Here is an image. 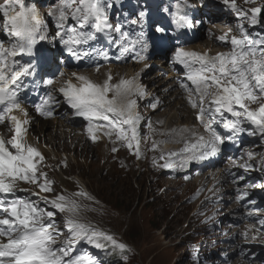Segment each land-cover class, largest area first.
Segmentation results:
<instances>
[{
  "label": "snow or ice",
  "instance_id": "6c2138e0",
  "mask_svg": "<svg viewBox=\"0 0 264 264\" xmlns=\"http://www.w3.org/2000/svg\"><path fill=\"white\" fill-rule=\"evenodd\" d=\"M224 3H230L238 15L249 19L252 25L258 22L257 14L262 11L261 8L243 10L237 8L235 0H224ZM188 6V0H184L183 5H177L176 23L181 27L191 28L193 21L186 14H181L182 8ZM110 7L108 0H62L57 9L49 12L56 21L55 36L59 37L60 42L74 56L81 55L79 46L97 39L96 33H103L111 39L113 31L120 33L117 43L121 55L129 50L135 51L137 45L141 46L142 51L146 50L142 31L131 38L129 33L122 31L121 26H114L109 21ZM0 14L6 22L9 35L15 40L10 48H5L0 43V124L10 120L9 130L14 132L11 139L0 136V194H4L0 198V264H98V261L88 255H73V252L75 245L81 241L94 244L97 248L104 247L99 242L100 238L121 250H129L112 235L77 219L82 206L74 197L94 199L83 190L73 193L72 197L64 194L51 199L45 197L44 203L55 211L42 208L30 199H7V196H15L17 190L27 191L17 188L21 181L35 185L40 191L33 192L32 195L37 196L40 192H53L52 185L55 181L49 180L46 172L39 171L38 164L44 157L36 147L27 143L25 125L29 121L12 115L14 110H20L27 116V112L21 108L18 94L23 84L22 78L31 76L34 72L32 64H19L14 57L20 53L33 54L37 39L46 40L48 36L46 32L41 34L43 21L37 10L28 7L25 0H6L5 4L0 5ZM140 15L143 16L144 13ZM69 19L75 21V24L68 25L66 22ZM89 28L94 31H88ZM157 31L163 32L164 29L157 28ZM219 39L230 42L232 51L209 56L182 48L176 50L175 60L188 70L185 74L187 82H182L181 86L188 93L189 104L197 110V119L204 124L211 136L207 140L204 136H199L195 142H186L180 153L169 152L168 156L191 153L189 159H204L214 155L218 146L224 143V138L216 133L213 124H222L232 134L245 131L249 135L259 133L264 139V40L251 39L243 25L240 37L232 36L229 40L225 34ZM83 55L88 53L84 52ZM103 55L107 59V54ZM76 79L79 85L69 80L58 91L76 110L77 115L89 121L88 132L93 141L97 139L93 133V119L107 121L108 126L115 131L116 139L126 142L129 149L135 148L137 156L141 155L137 126L143 118L134 112L137 101L130 97L146 95L143 87L136 85L134 80L124 79L111 84V74L103 85L94 83L84 75L76 76ZM47 83L51 85L53 81L49 80ZM110 92L113 93L111 98L108 95ZM52 102L54 97L49 95L41 105L36 106L37 111L43 116H52ZM152 106L155 107L156 104ZM225 113L230 114L231 118ZM206 114L208 122L204 121ZM217 115L220 117L219 121L216 120ZM246 123L253 126V130L244 128ZM106 135L111 138L112 132ZM227 138L231 140L232 135ZM156 147L158 145L154 142L153 150ZM112 151L116 152L118 149L114 147ZM198 151L199 155L196 156ZM247 155L249 160L254 159L253 153L249 152ZM163 166L171 167V164L165 163ZM261 170L264 171V160H261ZM244 195L247 196V193ZM58 213L69 214L64 221L68 238L61 246H57V239L64 233L55 220ZM123 259L126 261L127 256Z\"/></svg>",
  "mask_w": 264,
  "mask_h": 264
},
{
  "label": "rangeland",
  "instance_id": "374dc122",
  "mask_svg": "<svg viewBox=\"0 0 264 264\" xmlns=\"http://www.w3.org/2000/svg\"><path fill=\"white\" fill-rule=\"evenodd\" d=\"M31 1L34 0H25V4L28 7L35 8ZM180 1L181 0H108V3H110L112 9L115 10L122 31L129 33L131 38H135L136 34L141 31L145 35L149 26L157 31V28H160V23L156 15L174 7V2L180 3ZM238 2L239 3L235 2L236 6L244 5L241 6L243 10H250L257 7L261 8L264 4V0H253L251 3L240 0ZM5 3L6 0H0V5ZM37 8L35 9L39 14V18L42 21L43 19L50 20L49 27L56 32V21L49 15L51 11L43 12ZM142 12L144 14L148 13L151 16L150 24L147 23V19L144 15H140ZM192 13L193 15L191 17L200 31L199 38H214L219 41V44H221L227 52L232 51L230 42L221 41L219 39V37L224 35L214 30L217 21L214 20L211 23L206 22L205 18L207 12L203 9L193 10ZM232 16L234 23L228 27V29L233 30L232 36L240 37L241 25H243V28L248 32L251 39L264 40V31L259 29V21L255 24L258 27L256 28L252 27L253 25L249 22V19L240 18L235 21L236 17L234 14ZM258 18L259 16L257 20ZM5 23L2 14H0V35L3 34L5 37L14 41V38L8 33ZM44 31L45 24L43 22L41 33L43 34ZM119 36L120 33L116 41L115 52L120 50L117 43ZM227 36L229 40L232 37L230 34H227ZM178 40H180L181 45L185 44V47H188L185 38L180 37ZM216 40H212L210 43L212 44L214 43L213 41ZM11 46L6 48H10ZM160 59H156L157 66L160 64ZM163 63L164 67L152 69L150 74L156 71H158V74L163 73L164 70L167 71V68L170 66L169 60L165 59L161 61V64ZM140 100L141 99H139V101ZM184 105L185 107H190V109L187 110L188 114H191L193 108L185 99ZM169 109H171V106ZM168 111L169 110L166 112ZM166 112L164 114H166ZM179 112H182V110H178L177 107V110L170 114L171 120L179 121L180 116L179 119H177ZM174 116L176 117L175 120ZM186 118L192 119L189 115L186 116ZM216 118V120H220L218 115ZM157 123L158 122L153 126V131L156 130ZM49 124L51 125L47 124V130L39 135L41 137L40 140L44 141V136L45 138L50 137L52 140L51 144L55 146L56 143L55 138L52 136V131H63L64 127L61 128V126H64V124L63 122ZM190 125H192L193 128L198 126V124L193 121ZM214 125L215 124L212 125L213 129ZM222 127V124H220V129H222ZM34 130L39 131L40 128ZM4 132L7 133L6 130ZM109 132H112L111 138L107 135L108 141L103 142L102 145L98 147H91L84 143L83 138L79 135L80 132H77L79 139H75L76 141L74 138L73 140H69L66 143L67 147L63 145V138L59 141L62 142L60 145L57 144L59 150L63 153H67L71 159L70 165H72V167H63L64 176H62L60 172H57V177H55L52 172V169H54L53 167L48 171V179L55 181L52 185L53 192L49 197L53 198L56 195L64 193L73 194L81 190L93 197L92 204L85 205L82 203L83 206L86 207L84 210L88 211L87 213L90 215L91 220L96 222L98 230L111 235L115 234L111 232V230H114L117 233L114 238L118 243H123L125 245L128 243L132 247L125 264H182V258L179 256L185 252V245L183 240H181L183 236L182 231L185 230L188 219H190L196 209V201H199L203 189L211 179L210 170L218 168L220 165L221 154H219L218 158L214 159L215 162L211 167L205 166L202 168L203 173L201 176H199L197 172L199 169L198 166L187 168L183 173L180 171L178 174L180 164L185 158L189 159V156L192 155L191 153H181L179 156L167 155L169 152L180 153L181 149L185 147L186 142L183 135L178 134L179 132H177V136L174 135L173 132L169 135H165L166 138H171L170 141L166 140L167 142L164 145V150L161 152L159 145L153 150L154 140L152 133H150L149 130L146 132L140 131L139 146L147 145L148 150L139 156L135 155V148L129 149L126 146V142L116 139L115 131L110 128ZM184 135L191 136L192 133L185 132ZM65 138L71 139L70 134L66 133ZM114 147L117 148L118 151L113 152L112 149ZM195 155L198 156V154ZM226 158L225 156L224 159ZM194 159L195 158L191 160L194 161ZM165 163L171 164V167H164L163 165ZM39 170H43V168L39 167ZM219 170L222 171L223 182L226 181L224 175L229 178H237L238 167L234 171L225 168ZM231 174H233V177ZM71 175L81 179V184L75 183L72 184L71 187L67 183L62 182L65 181V176L70 177ZM183 176L185 178L184 181L171 180L172 177L182 178ZM165 177L168 179L167 183ZM211 181H214V179H211ZM234 187L239 188L233 184L232 188ZM63 188H65L66 191H64ZM228 192H231V189H229ZM77 198L85 202V198ZM150 203L153 205L150 206ZM227 203H233V196L230 193L228 197L225 196L223 209L227 207ZM155 208H157L159 212H162L163 209L168 210L171 217H174L172 220L170 217L162 221L159 217L161 214L154 211ZM114 209L118 211L114 212ZM48 210L52 211L53 209L49 206ZM60 214L63 217L69 215L68 213ZM199 238V234H194L191 240L194 241ZM179 242V246H174ZM78 252H83L81 243L75 245L73 255H88L98 261L96 257H93V252H85L83 254ZM98 264H100V261H98Z\"/></svg>",
  "mask_w": 264,
  "mask_h": 264
},
{
  "label": "bare ground",
  "instance_id": "6f19581e",
  "mask_svg": "<svg viewBox=\"0 0 264 264\" xmlns=\"http://www.w3.org/2000/svg\"><path fill=\"white\" fill-rule=\"evenodd\" d=\"M211 1H214V0H211ZM174 5H177V3H175L174 2ZM180 5H183V4H180ZM198 5H199V10H201L202 9V4L201 3H199V1H198ZM189 7V6H188ZM188 7H184V8H182V9H186V8H188ZM220 7H222V6H218V5H214V4H208V10L210 11V12H212V11H214L216 8L218 9V8H220ZM222 14L224 15V16H229L230 15V11L229 10H227V9H224V10H222ZM258 15H259V13L257 14V17H258ZM216 16L214 15V14H210V15H208L206 18H205V21L206 22H212V21H217L216 19ZM221 20V19H220ZM262 20L264 21V18H262ZM218 22V26H216L215 27V31H216V28H218L219 26H220V24L221 23H219V21H217ZM229 23V19H226V22H225V24L227 25ZM182 34H184L185 36H186V40L187 41H185V42H188V40H190L189 41V43H187L188 44V47L186 48L185 47V44H184V50L185 51H189V52H193L194 50H193V48H197L198 47V53H206V54H208V55H210L211 54V51L213 50V48H215V47H210V41L207 39V38H199L200 37V34H198L197 35V32H195V30L193 29V28H188V27H176ZM220 28H222V30L223 31H227L228 29L227 28H224V27H220ZM262 29V28H261ZM158 32H160V31H157V35H158ZM196 36H198V38H196L195 39V37ZM202 42V43H201ZM201 43V45L199 46V44ZM210 43V44H209ZM161 44V42L159 43V44H157V46L158 45H160ZM156 46V47H157ZM207 47H210V48H207ZM164 49H163V47L162 48H160V50L159 51H163ZM144 52H145V54H147V55H152V47L151 46H147V48H146V50H144ZM150 57H152V56H150ZM158 56H155V58H157ZM70 65V64H69ZM180 66L182 67V68H184V66L183 65H181L180 64ZM128 70H126V74H127V76L129 77V78H131L134 74H135V72H138V73H141L142 71H140L139 70V68H135V69H131V67H128L127 68ZM185 70H187L186 68H184ZM188 71V70H187ZM141 83V82H140ZM184 94H188L186 91H185V89H183V91H182V95H184ZM187 101H188V99H187ZM189 103V102H188ZM178 106H180V104L178 103L177 104V107ZM139 109V108H138ZM192 119H193V122H195V121H197L198 119L197 118H195L194 116H192V115H189ZM178 118V117H177ZM174 119H176V117L174 116ZM61 120V119H60ZM57 121V120H53V121H49L48 123H46V124H42L41 122L38 124L39 125V127L38 128H40V130L38 131V130H34V132L37 134V135H40V134H42L45 130H47L46 129V127L48 126V125H51V124H49V123H55V122H63V121ZM204 121L205 122H207L208 121V117H204ZM42 124V125H41ZM48 124V125H47ZM64 126H61V128H63ZM52 136L55 138V143L56 142H58V141H60L62 138H64L65 136H66V133H62V131H58V130H56V132H53L52 131ZM70 136H72V134H70ZM78 137H76L75 136V138H74V140L75 139H77ZM205 140H207V138L205 137ZM109 141H111V140H109ZM88 145V144H87ZM121 147V146H120ZM134 149V148H133ZM88 150V149H87ZM135 150V149H134ZM111 153V152H110ZM195 154H198L199 155V151L198 152H196ZM198 160H200L201 162H197ZM209 160H211V157H205L204 159H194V161H192L191 159H187V158H185L184 160H183V162L180 164V168H179V172H178V174L180 173V171L183 173L184 172V170L185 169H187V168H189V166L191 165V164H194V165H196V166H198V170H197V172H198V175L200 176L201 175V173H202V170H201V167H202V165H204L207 161H209ZM185 161H187V163H185ZM212 166V165H211ZM210 166V167H211ZM210 178L211 179H216L217 178V175L219 174V168H214V169H212V170H210ZM173 176H174V174H173ZM80 181H81V179H79ZM171 180H176V181H184L185 180V178H184V176L182 177V178H175V177H172V179ZM82 182V181H81Z\"/></svg>",
  "mask_w": 264,
  "mask_h": 264
},
{
  "label": "trees",
  "instance_id": "16d2710c",
  "mask_svg": "<svg viewBox=\"0 0 264 264\" xmlns=\"http://www.w3.org/2000/svg\"><path fill=\"white\" fill-rule=\"evenodd\" d=\"M140 200H142V199H140ZM138 202H140V201H138ZM142 202L145 203L143 200H142ZM149 205L151 206L153 204L150 203ZM117 211L118 210H115L114 212H117ZM154 211H157V208H155ZM157 212L161 214L159 217L162 221L164 219L167 220L168 218H170V216L168 214H166L165 212H159V211H157ZM99 242L104 245V247H102L100 249L103 251V253L105 255V259H106L107 264H122L120 252L116 247L110 246V243L107 242L106 240H104L103 238L99 239Z\"/></svg>",
  "mask_w": 264,
  "mask_h": 264
},
{
  "label": "water",
  "instance_id": "95a60500",
  "mask_svg": "<svg viewBox=\"0 0 264 264\" xmlns=\"http://www.w3.org/2000/svg\"><path fill=\"white\" fill-rule=\"evenodd\" d=\"M261 18H264V7H263V14L261 15ZM262 26H264V21L261 19Z\"/></svg>",
  "mask_w": 264,
  "mask_h": 264
},
{
  "label": "clouds",
  "instance_id": "9594fccd",
  "mask_svg": "<svg viewBox=\"0 0 264 264\" xmlns=\"http://www.w3.org/2000/svg\"><path fill=\"white\" fill-rule=\"evenodd\" d=\"M35 129H37V128H35ZM33 133H35V132H34V129H33ZM37 134H38V133H37ZM37 134L35 133V135H37Z\"/></svg>",
  "mask_w": 264,
  "mask_h": 264
}]
</instances>
